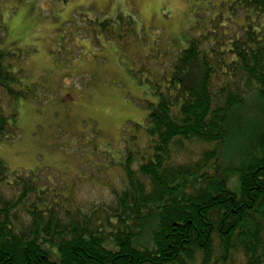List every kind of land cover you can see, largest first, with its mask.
<instances>
[{"label":"trees","instance_id":"16d2710c","mask_svg":"<svg viewBox=\"0 0 264 264\" xmlns=\"http://www.w3.org/2000/svg\"><path fill=\"white\" fill-rule=\"evenodd\" d=\"M206 1L186 48L146 46L130 65L146 117L109 202L85 208L0 160V264H264V0ZM90 23L125 50L148 40L129 17ZM13 54L0 52V143L19 138L16 104L36 91Z\"/></svg>","mask_w":264,"mask_h":264},{"label":"rangeland","instance_id":"374dc122","mask_svg":"<svg viewBox=\"0 0 264 264\" xmlns=\"http://www.w3.org/2000/svg\"><path fill=\"white\" fill-rule=\"evenodd\" d=\"M197 6L198 0H0V52L14 53L23 88H36L34 99L16 104L19 138L0 143L10 173L40 175L42 185L55 184L85 208L109 202L122 189L128 148L137 149L127 139L146 117V91L130 65L140 67L146 46L186 48ZM119 16L138 22L148 39L143 46L134 37L127 50L122 41L97 39L90 22ZM255 94L246 111L258 122ZM138 136V147L147 145L143 130Z\"/></svg>","mask_w":264,"mask_h":264}]
</instances>
